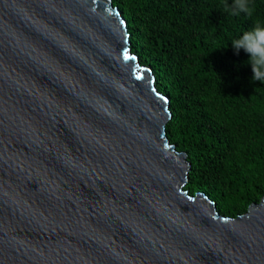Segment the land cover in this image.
Listing matches in <instances>:
<instances>
[{
    "label": "water",
    "instance_id": "95a60500",
    "mask_svg": "<svg viewBox=\"0 0 264 264\" xmlns=\"http://www.w3.org/2000/svg\"><path fill=\"white\" fill-rule=\"evenodd\" d=\"M170 117L112 0H0V264H264V196L190 194Z\"/></svg>",
    "mask_w": 264,
    "mask_h": 264
},
{
    "label": "trees",
    "instance_id": "16d2710c",
    "mask_svg": "<svg viewBox=\"0 0 264 264\" xmlns=\"http://www.w3.org/2000/svg\"><path fill=\"white\" fill-rule=\"evenodd\" d=\"M112 2L131 52L169 99L166 135L190 162L185 189L207 194L220 214L244 213L264 196V81L232 42L264 26V0H250L252 16L230 15L234 0Z\"/></svg>",
    "mask_w": 264,
    "mask_h": 264
},
{
    "label": "clouds",
    "instance_id": "9594fccd",
    "mask_svg": "<svg viewBox=\"0 0 264 264\" xmlns=\"http://www.w3.org/2000/svg\"><path fill=\"white\" fill-rule=\"evenodd\" d=\"M225 11H228L227 6ZM254 11L255 6L250 3V0H234V6L229 14L236 16L245 13L252 16ZM232 44L236 49L243 48L250 54L252 79L264 81V26H256L252 31L243 33L241 38L233 41Z\"/></svg>",
    "mask_w": 264,
    "mask_h": 264
}]
</instances>
